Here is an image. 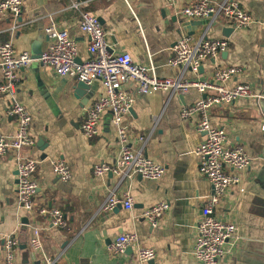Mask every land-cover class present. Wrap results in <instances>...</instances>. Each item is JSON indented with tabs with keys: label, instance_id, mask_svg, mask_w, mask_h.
<instances>
[{
	"label": "crops",
	"instance_id": "crops-1",
	"mask_svg": "<svg viewBox=\"0 0 264 264\" xmlns=\"http://www.w3.org/2000/svg\"><path fill=\"white\" fill-rule=\"evenodd\" d=\"M76 1L78 8L71 0H22L16 20L9 13L0 14V40H10L16 52L28 51L33 56L18 70L15 91V99L31 116L29 131L35 139L34 146L22 149L36 163L37 190L31 210L17 202L13 154L0 156V239L10 235L17 240L14 264H44V257L55 259V264H201L190 252L200 210L212 194L209 180L198 173L194 154L204 139L197 129L202 114L182 119L180 112L202 95L194 88L183 95L172 91L142 94L134 83H123V89L134 98L123 117L133 132L128 143L165 170L156 180L139 175L119 180L111 173L95 176L93 166L113 162L120 148L109 111L102 114L94 137L87 138L80 129L87 110L104 88L95 80L76 94L75 78L55 75L38 59L48 47L45 27L51 23L66 29L74 39L78 60L89 56L87 35L79 28L81 12L99 18L115 52H128L134 62L151 66L160 77L180 75L181 69L168 61L182 35L227 39L226 50L205 59L197 73L186 70L183 76L206 79L219 67H234L226 86L244 83L253 92L230 105L212 106L206 115L212 126L224 130L226 147H243L251 157L250 165L239 171L244 191L229 188L216 206L220 218L236 224L238 236L236 244H228L219 264H264V0H233L255 20L246 28H237L221 17L214 22L209 18L211 24H206L207 19H185L178 14L181 6L199 0L173 4L165 0ZM10 103L9 96L0 94V130L7 136L15 129L14 116L8 113ZM55 160L67 163L71 179L56 176L52 169ZM111 190L117 195L128 192L133 207L120 204L103 211L101 206ZM160 201H167L169 208L154 228L141 214ZM43 207L59 208L66 226H51L48 216L39 213ZM35 229L40 249L30 244ZM121 233H134L137 241L123 253L107 251ZM138 246L154 249L153 262L137 260ZM3 257L0 240V264Z\"/></svg>",
	"mask_w": 264,
	"mask_h": 264
},
{
	"label": "built area",
	"instance_id": "built-area-1",
	"mask_svg": "<svg viewBox=\"0 0 264 264\" xmlns=\"http://www.w3.org/2000/svg\"><path fill=\"white\" fill-rule=\"evenodd\" d=\"M175 1L165 0L166 4H173ZM71 5L78 8L79 2L71 0ZM21 6L22 0H0V14L9 13L16 20L21 14ZM178 14L185 19L210 18L212 22L221 17L237 28L249 27L255 21L252 15L233 0H199L181 6ZM80 15L79 28L87 35L86 51L89 56L77 61V47L74 39L69 36L66 29H58L51 23L45 27V33L50 39L48 47L41 52L38 59L48 65L57 76H71L87 84L98 80L104 88V92L87 110L80 129L87 138L94 137L98 133L102 114L109 111L120 148L113 162L97 163L93 166L95 176L111 173L119 180L132 178L135 175L156 180L165 170L161 164L153 161L141 150H132L128 143L133 132L123 121V117L130 111L134 98L131 93L123 89V83H134L138 92L142 94L172 91L183 95L194 88L202 95L193 104L182 107L180 112L182 119H187L194 113L202 114L197 129L204 134V139L196 146L194 154L198 158V173L205 176L212 187V194L202 206L194 226L190 253L201 264H219L220 259L227 252L228 244H236L238 236L236 224L220 218L216 206L229 188L236 187L239 192L244 191L239 171L250 165L251 157L243 147L225 146L224 130L209 123L206 111L212 106L230 105L239 98L253 96V92L250 86L244 83L226 86L236 71L234 67H219L206 79L185 78L183 74L186 70L197 73L205 59L215 57L219 52L226 50L227 39L205 36L193 38L190 35H182L176 40L173 46L174 55L168 61L169 65L181 69L180 75L160 77L155 74L151 66L147 67L134 62L128 52H115L106 40V32L96 15L89 12H81ZM32 59L33 56L28 51L16 52L10 40H0L2 76L0 94L10 97L8 113L14 116L15 120L12 135L7 136L0 130V156L8 152L14 156L17 170V202L26 210L33 208L37 190V183L33 177L36 163L34 159L24 156L22 149L34 146L35 139L29 131L31 116L15 99V91L18 70L26 67ZM261 127L264 130V120L261 121ZM52 169L60 180L68 181L72 177L69 166L63 160L53 161ZM117 204L131 209L132 196L128 192L117 195L111 190L101 209L111 211ZM168 208L167 201H160L144 208L141 215L151 227L155 228ZM39 213L48 216L53 227H64L67 224L59 208L43 207ZM37 233L38 230L35 229V235L30 240V244L40 249L41 243ZM0 240L3 245V264H14L17 240L10 235L3 236ZM136 241L134 233H121L107 246V251L123 253ZM155 255L153 248L142 246L136 248V257L140 263L154 259ZM44 264H55V259L44 257Z\"/></svg>",
	"mask_w": 264,
	"mask_h": 264
},
{
	"label": "water",
	"instance_id": "water-1",
	"mask_svg": "<svg viewBox=\"0 0 264 264\" xmlns=\"http://www.w3.org/2000/svg\"><path fill=\"white\" fill-rule=\"evenodd\" d=\"M100 21V20H99ZM206 21V24H209L211 21L209 20V18ZM211 24V23H210ZM77 61H80L77 59ZM89 88V85L85 82H82V81H77V83L75 84V87H74V90H75V93L77 94H81L82 91H84L85 89H88ZM16 173H17V170H16ZM120 204H117V207H119ZM149 262H153V259L150 260Z\"/></svg>",
	"mask_w": 264,
	"mask_h": 264
}]
</instances>
